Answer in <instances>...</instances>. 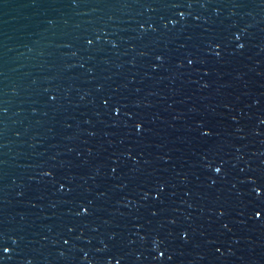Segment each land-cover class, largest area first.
<instances>
[{"label": "water", "instance_id": "water-1", "mask_svg": "<svg viewBox=\"0 0 264 264\" xmlns=\"http://www.w3.org/2000/svg\"><path fill=\"white\" fill-rule=\"evenodd\" d=\"M0 264H264V0H0Z\"/></svg>", "mask_w": 264, "mask_h": 264}]
</instances>
